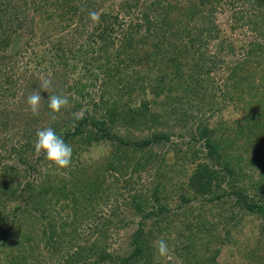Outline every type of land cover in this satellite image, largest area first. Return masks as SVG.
Segmentation results:
<instances>
[{
	"label": "trees",
	"instance_id": "obj_1",
	"mask_svg": "<svg viewBox=\"0 0 264 264\" xmlns=\"http://www.w3.org/2000/svg\"><path fill=\"white\" fill-rule=\"evenodd\" d=\"M181 1L148 0L141 15L142 23L128 24L125 27L121 25L122 21L119 20L118 15L112 13V7H104L98 14L100 22L88 31L84 38L82 37L84 33L82 34L80 29L81 23L75 20L79 15L77 14L78 6L72 4L65 12L68 15V26L66 33L62 35L64 45L55 48L56 44H52L48 48L47 52L50 50L53 52L49 61L51 63L60 62V60L65 62V58H69L72 69L64 81L68 88L76 87L69 82L70 76L74 75L73 67L82 68L87 64L85 71H82L83 75H92L95 70L103 72L105 78L102 91L105 98L94 101L88 95L89 98L86 101V105L101 108L102 113L96 116V113L92 114L86 108L78 115L84 101L71 97L69 101L71 104L64 109L63 115L57 114V118L51 119L48 125L36 124L35 127L34 119L29 115L30 121L22 129L26 137L24 141L22 139L18 141L19 147L14 149V153L20 162H28L32 169H36L37 163L29 161L26 155L30 151L35 152L36 132L46 127H52L69 145L80 141L82 145H87L89 140L99 139L112 144V150L107 153L104 162L94 165L80 159V152L83 149L78 151L75 149L73 154L78 156L72 155V164L69 168L60 169L54 165L48 168L47 174L40 175L36 184L25 183L24 188H27L25 198L29 197L28 200L34 198L29 202H32L35 209L39 208L41 204L39 200L42 197L52 194L56 201L63 199L67 207H74L73 212L76 208L81 210L71 221L59 215L52 219H49L50 215L46 216L49 232L47 237L43 235L41 238H44L45 244L40 247L41 243L35 239L36 246L33 244L46 253L41 260L34 261L32 264H46V261L50 264H78L76 258L67 256V248L69 242L74 240L79 227L76 229L69 225H73L76 221L81 222L84 218L86 221L99 219V215L98 218L95 217L98 211L95 206L98 202L112 205L116 215L118 204L126 194L130 196L128 204L134 206L138 214H143V208L150 202H153L155 207L151 209V212H147L144 216L145 220H138L136 230L132 234L129 257L122 259L121 264H133L134 261H128L132 258L137 261L138 256L157 255V248L153 243L156 236L157 241L163 238L169 246L175 245L174 237L170 239L167 234H161V226L165 225L162 220H169L168 213L171 212L168 204L163 200L164 196H167L166 189L168 192L172 189L168 190L169 187L165 189V184L160 179L164 176L162 168L166 166L168 171L173 169L178 173L180 171L177 167H182L183 170V168L186 169L187 162L190 163L192 169L190 172L186 169V185L192 186L197 191L196 194L207 197L205 200L211 203V207L206 208V212L211 213L213 209H217L214 215L206 218L203 216L202 228L196 226L193 230L190 229L192 231L189 234L194 236V239L191 238L193 241L202 238L200 236L204 234L206 235V242H203L205 247L217 241L225 244L233 242L234 234H238L236 229L238 225L229 222L236 221L235 216L240 213V209L243 210L242 217L253 213L264 216V125H261L258 113L253 114L251 100H245L247 83L244 82V80L253 81L256 72L264 71V66L260 62H264V33L261 31L262 26L264 27V15L258 11L255 17H250L249 21L243 22L244 24L250 22L253 29L258 26V33L263 41L242 46L244 49L242 59H227L223 48L228 47L227 53L233 54L234 43L238 42L228 37V34L208 16V12L215 9L214 4L221 5L225 0H188L189 4H180L181 7H179L183 16L176 17L174 16V10H177L175 5ZM251 1L258 5L259 10H264V0ZM1 3L4 6H0L1 31L12 34L14 28L23 21L24 16L21 17V15H27L29 10L25 9L22 3L20 7H9L5 4V0ZM81 9L84 10L82 7ZM197 16H201L200 23L193 24ZM52 17V24H54L55 14ZM240 17L242 18V15ZM34 21L36 22L35 18H32L33 27L30 30L32 35L36 32V23H38ZM68 34L71 35V41L66 38ZM217 37L221 38L217 51L210 53L209 41ZM96 43L99 45L95 46ZM200 46L202 48L198 49ZM144 48H146V54L143 57L140 51ZM115 59L118 63L122 60L126 61L128 66L131 63L145 62L142 68L136 70L134 77L129 78V75L126 77L123 91L114 87L113 76L118 67V64L114 63ZM36 62L39 63H36L38 66L41 62L46 63L48 60L38 58ZM217 71L221 74L227 72L226 82L224 78H221L222 82L219 83L210 77L212 72ZM12 72V70L9 71V73ZM7 75V72H1L3 79L0 80V89L5 88L6 92L15 83L14 76ZM84 78L81 76L75 82L79 90H82L85 85L83 80L89 79ZM4 83L6 86L2 88ZM129 89L131 93L139 92V96L142 95L138 97L137 105H128L126 101L121 102V99L131 101V97L126 98L124 95V91L129 93ZM4 90L1 91L2 94ZM116 90L120 91L117 93ZM217 90L219 93L216 92ZM115 93L119 96L113 97ZM228 104H232L235 110H238L237 112H243L241 118L228 124L219 117L218 123L214 126L208 125L206 119L221 116L223 107ZM46 111L51 113L48 106ZM112 127H121L126 132L113 133ZM133 132H138L139 135L144 133V136L139 138V135L136 136ZM186 135L190 138L189 143L182 140ZM172 136L179 137L182 141L176 144L171 143L170 148L165 151L154 150L165 141L168 142ZM237 139L243 140V143L234 148L233 154L229 156L226 143L232 144ZM244 153H247L246 157H243ZM42 158H46L44 152L40 153L38 161ZM216 166H221V169L219 170ZM57 169L61 171L57 173ZM145 169L147 171L144 174H148L151 170L153 173L149 174L155 178L148 194L134 189L132 181L133 179L141 181ZM11 170L13 169L4 161L0 175V201L8 197L14 201V205L10 215L0 208L1 243L6 242L7 235L17 221L21 224L20 218H22V224L24 220L31 219L30 207L25 203L22 205L19 203H22L24 198L20 200V195L16 193L18 186L14 187V176ZM255 171H258L260 175L258 179H253ZM9 174H12L13 178ZM169 179L172 183V178L169 177ZM188 193H178L179 207L174 210L177 212L175 215H179L178 212L181 210H184V213L188 211L185 207H181L183 204L190 203L191 194ZM48 202L52 203V206L55 204L52 201ZM52 220H57L58 224H54ZM148 220L151 221L149 225H147ZM206 221L210 224L205 228ZM68 227H71L70 231H67ZM197 229L202 233L198 234L199 237L196 236ZM57 230L67 238L68 244H63V237ZM42 233L45 234V229ZM57 238L58 241H56ZM187 246H189L187 241L185 243L182 239L181 243L174 246V253L186 258L190 255L187 252L190 251ZM14 249H16L15 245L5 253V258L10 259L11 262L7 261L4 264H19L18 258L25 257L22 251L20 255L14 256L12 252ZM80 252H77L78 258H80ZM218 252L219 249L215 256ZM108 256L109 254L105 253L100 255V258L104 259ZM204 258L205 262L207 259L214 260H211L208 255ZM196 260L194 259V262ZM260 261L264 264V254Z\"/></svg>",
	"mask_w": 264,
	"mask_h": 264
},
{
	"label": "rangeland",
	"instance_id": "obj_2",
	"mask_svg": "<svg viewBox=\"0 0 264 264\" xmlns=\"http://www.w3.org/2000/svg\"><path fill=\"white\" fill-rule=\"evenodd\" d=\"M2 1L3 0H0V6L4 7L3 3H1ZM175 1L177 0H174V2ZM21 3L24 4L25 9H28L29 12L27 15H21V17L24 16L22 17L23 21L20 22L19 25L17 24V28L13 27L14 32H12V34L3 32L1 31L2 27H0V80L3 79L1 72H7L8 75L14 76L13 80L15 81V83L12 84L10 88L11 90L9 89L7 92L4 90L5 88L3 87L6 86L5 83L2 86L3 89H0V175L2 173L3 163L5 161V163L8 164L11 169H13L11 171L13 172L14 176V187L18 186L16 192L17 195H20V200H23L24 198L23 202L19 203L20 205L25 203L30 207L29 212L31 213V219H28V221L23 219L25 222L22 224V218H20L21 224L17 221L13 229H11L7 235V239H5L6 242H0V264L10 261V259L5 258V253L7 251L9 252L10 247L13 245L16 246V249L12 250L14 256L20 255L21 251L25 253L26 258H18L19 264H32L34 261L38 262L46 252H42V248L35 247L36 243L34 239L41 243L40 247H43V244H45L44 238H41L43 235L47 237L49 232V228L47 227L48 225L45 219L46 216L50 215L49 219H52L59 215L60 217H66L67 221H71L73 217L81 211L76 208L73 212L72 210L74 207H67V204H65L66 201L63 199L56 201L54 195L52 194L45 196L44 198L42 197V199L39 200V202L41 201V204L38 206L39 208L35 209L32 205V202H29L33 201L34 198H32V200H28L29 197L25 198L27 193V188H24L25 183L31 182L36 184L38 179L41 177L40 175H43V173L44 175L47 174L49 172L48 168H51L54 166V164L48 161L47 158H42L38 161L40 153L38 154L36 152L30 151V153L28 152L26 155L27 159L33 163H37L36 169H32L28 165V162H20L17 155L14 153V149L16 150L19 147L17 144L18 141L20 139L24 141V137H26V134H24L25 132H23L22 129L26 124H28V121H30V116L34 119L33 125L35 127L36 124L45 126L52 121L51 115L46 111L48 106V96L64 95L69 98V101L71 97L76 98L78 101H84L78 115L81 112H84L86 108L90 110V113H96V116H100V112L102 113L101 108L90 106L89 104L86 105V101L89 98L88 95H90L94 101H100L103 95H105L102 91V85L105 78L103 72L95 70V73L92 75H83L82 71H85L84 68L87 65L86 63H84L86 65L82 68L79 66H76V68L73 67L74 75L73 77L70 76L69 82L76 87L68 88V85L64 81L65 77H67L70 70L72 69L69 58H65V62H61V60L60 62H50L53 52L52 50L47 52L48 48L51 47L52 44H56L55 48H59V46L64 45V43H62V35L66 33V28L68 26V15L65 12L68 10V7H71L72 4L78 6L79 10L77 14L79 15L75 20L78 21L79 24L81 23L80 29H82V34L84 33L81 35L84 38V35L88 34V31H90L95 25L98 24V22H100L98 20V14L104 7H112V13L118 15L119 20L122 21L120 23L121 25L123 24L124 27L128 24L142 23L141 15L143 14L148 0H5V4L9 7H20ZM214 3H216V1ZM180 4L187 5L189 3L188 0H182L181 3L175 5L177 10H174V16L176 17L183 16L181 14L182 10L179 8L181 7ZM81 7L84 8V10H82ZM214 7L215 9L213 11L208 12V16H210L212 20L217 23L219 28L223 29L228 34V37H232L238 42L234 43L235 49L233 54L227 53L228 47L223 48V53L227 55V59H242V51L244 50L242 46H247L257 41H263V38L258 33V26L253 29L250 22H248V24L243 23L245 21H249L250 17H255V14L258 11L264 15V10H259L258 5L252 3L251 0H225L221 5H218L217 3L216 5L214 4ZM63 13H65V15ZM54 14L55 25L52 24V16H54ZM241 15L242 18L240 17ZM263 15L260 19H262ZM32 18H35L36 22L38 21V23L34 21L36 23V32L34 35H32L30 32L31 28L33 27L31 23ZM200 18L201 16H197L193 24L200 23ZM261 31L264 33L263 26ZM70 36L71 35L68 34L66 37L68 41H71ZM220 41V37L209 41V49H207L210 51V53L217 51V46H219ZM98 45L99 43L95 44V46ZM149 47L150 46H148V48ZM201 48L202 46H200L198 49ZM140 53L144 57L146 54V48L141 50ZM91 55H93V53H91ZM38 58L47 59L48 62H41L40 65L36 66L39 64L36 62ZM115 62L116 59L114 60V63ZM121 62H123V60L119 63L116 62L118 67L116 73H114L113 76V83L114 87H118L123 91L124 85L126 83V77L128 75L129 78L134 77L138 69L145 65V62L141 61V64L131 63L130 66L127 65L126 61H124L122 64ZM260 62L262 66H264V62ZM88 64L92 65V63ZM6 67L8 68L5 70ZM18 67H21V69H17ZM11 70L13 72L9 73ZM81 76H84V79H89L83 80V84L85 85L82 90H79L77 88L78 84L75 82ZM76 77L78 78L76 79ZM210 77L219 83L221 81L220 79L224 78L226 82L227 72H224L223 74H221L219 71L212 72ZM46 81H50L51 83L45 90L43 88V84ZM207 82H209L208 79ZM244 82L247 83V91L245 94L247 98L245 100H251L250 103H252L251 108L253 109V114H256V112L258 113L261 125L263 126L264 71L256 72L253 81L251 80L248 82V80H244ZM2 90H4V94H2ZM33 91H40L43 98L41 101L40 114L38 116L32 115L26 102L27 97L31 95ZM116 91L118 93L120 90ZM216 92L219 93V90ZM124 93L126 98L131 97V101H128L127 99H121V102L123 103L126 101L128 105H137L138 99L142 96H139V92L131 93L130 89L129 93L127 91H124ZM83 96L85 98H83ZM117 96H119V94L116 95L115 93L113 95V97ZM103 98H105V96ZM98 103L99 106H101V103ZM220 103H222V101H220ZM70 104L71 102H69L68 105L70 106ZM64 109L65 108L61 109L60 115H63ZM237 111L238 110H235L232 104L225 105L221 112V116L218 115L214 116L213 119H206L207 124L214 126L215 123H218L219 117L224 119V121L228 124H232L233 120L241 118L243 115L242 111ZM206 121H204V123ZM111 132L123 134L126 132V130L121 127H112ZM133 133L136 136L139 135L138 132ZM143 136L144 133H141L138 137L142 138ZM182 140L188 143L190 142L188 135L183 136ZM182 140L179 137L172 136L168 142L165 141L157 148H154V150L158 149V151H165L166 149L170 148L171 143H180ZM80 142H75L70 146L72 147L73 151L75 149L77 151L83 149L80 152V159L86 161L89 164H101L105 161L107 153L112 150V144H108L103 140L92 139L87 142V145H82V142ZM235 142L232 144L226 143L228 148L226 151L229 156L233 154L234 148L242 145L243 140L239 141V139H237ZM183 147H185V144H183ZM74 155L76 154L74 153L73 156ZM77 156L78 154L76 157ZM246 156L247 153H244L243 157ZM187 164V172H190L192 165L188 162ZM177 168H179L180 171L178 173H176V170L173 169L168 171L167 166L166 168H162L164 171V176H162L160 179H162L164 182L165 189L166 187H169L168 190L172 189V191L168 192L166 189L167 196H164L163 201L168 204L171 212H167L169 220H162L163 218L161 219L163 224H165L164 227L161 226V234H167L170 239L174 237V241L176 240L175 245H177L179 242L181 243L182 239L185 243L187 241V244L189 245L187 247L190 250L187 252H189L190 255L186 256V258L176 255L174 253L175 245H172L169 246L170 253L166 257H161L159 254L152 256H138L137 261L132 258V260H129L128 262L134 261L133 264H262L260 258L264 254V216L260 215L259 213L248 214V216L242 217L243 210L240 209V213L237 214L240 217L238 216L237 218L236 215V221L229 222L230 224L238 225L236 228L238 234H234L232 238L233 242H226L225 244L222 241H217L213 242L212 244H208L207 247H205L203 246V242H206V235L200 233L198 229L196 236L199 237L198 234H202L200 236L202 238L195 239V241L192 240L194 239V236H190V231H192L196 226L201 227L203 216L205 218L208 216L210 217L217 213V209H213L211 213L206 212V208H210L211 203L205 200L207 198L206 196L196 194L197 191H195L192 186L189 185V187L186 185V169L183 168L182 170V167ZM216 168L220 170L221 166H216ZM146 169L149 170V168ZM146 169L142 173L143 177L141 181H139L140 179L137 181L133 179L132 181L134 183V189L137 191L141 190L142 192H146L148 194V190L150 187H152L155 178L152 177V174H149L153 173L151 170L148 174H144L147 171ZM254 169L255 168H253V170ZM60 171V169H57V173ZM9 176L13 178L12 174H9ZM169 177L172 178L174 183H171ZM259 177L260 175L258 174V171H255L253 173V179H258ZM182 180L185 181L182 182ZM181 192H189L188 194H191L189 199L190 203L186 205L183 204V206H181L185 207L188 211H185L184 213V210H181L178 212L179 215H175L177 212L174 210L179 207L178 193ZM129 197L130 196L126 194L125 198L119 202L120 204H118V212L116 210V215L112 210V205H109V203L106 202H98L97 205L95 204V209L98 210L96 211L97 215L95 217L98 218L99 215V219L94 218V220L88 219L86 221L84 218L81 222L76 221L73 225H69L71 227H75L76 229L78 227L79 228L76 232L74 240L69 242L70 244L67 248V256L76 258L78 264H121L122 259L128 258L131 248L132 234L136 230L138 220H145L144 216L147 214V212H151V209H154L155 207L153 202H150L143 208V214H138V212L135 210V207L128 204L130 201ZM234 199L236 198L234 197ZM48 201H52L53 203L55 201L56 202L52 206V203H49ZM13 205L14 201L8 197L6 200L4 199L0 201V208L3 210V212L8 213L9 215ZM70 208L72 209L70 210ZM208 222L209 221L205 222V228L210 224ZM53 223L58 224V221H53ZM150 223L151 221L148 220L147 225ZM71 227H68L67 231H70ZM191 228L192 230H190ZM43 229H45V234L42 233ZM61 236L64 240L63 244H68L67 238L63 235V233H61ZM188 236L189 239L187 240ZM56 241H58V238ZM156 241L157 236L155 237V241H153V243ZM174 241L172 240V242ZM217 249H219V252L217 253L216 257L215 254ZM31 250L33 252H31ZM79 251H81L80 258H78L77 254ZM105 253L109 254V256L107 258L101 259L100 255H104ZM207 255L211 260H214L209 261L207 259L205 262L204 257ZM214 257H216V259ZM194 259H198L199 261L196 260L194 262ZM46 264H50V262L46 261Z\"/></svg>",
	"mask_w": 264,
	"mask_h": 264
},
{
	"label": "clouds",
	"instance_id": "obj_3",
	"mask_svg": "<svg viewBox=\"0 0 264 264\" xmlns=\"http://www.w3.org/2000/svg\"><path fill=\"white\" fill-rule=\"evenodd\" d=\"M50 83V81H46L43 84V88L46 90ZM42 100L43 98L40 91H33V93L27 97L26 102L33 116H38L40 114ZM47 101L48 108L51 110V119L53 120L57 118V114L60 113L61 109L66 108L69 104V98L64 95L48 96ZM34 149L38 154L44 152L47 160L60 169L69 168L72 164V147L67 144L62 136L58 135L52 127L37 130ZM155 246L161 257L169 255V245L163 238L156 241Z\"/></svg>",
	"mask_w": 264,
	"mask_h": 264
}]
</instances>
